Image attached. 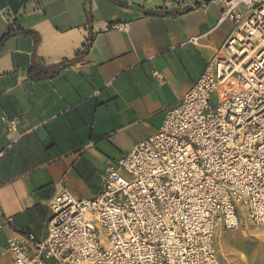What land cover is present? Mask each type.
Listing matches in <instances>:
<instances>
[{
    "label": "crops",
    "instance_id": "0c3cea01",
    "mask_svg": "<svg viewBox=\"0 0 264 264\" xmlns=\"http://www.w3.org/2000/svg\"><path fill=\"white\" fill-rule=\"evenodd\" d=\"M220 0H0V215L45 235L49 198H77L159 129L233 29ZM62 64L48 77L30 75ZM158 74V75H157ZM17 117L13 129L6 121ZM9 256L2 258L8 264Z\"/></svg>",
    "mask_w": 264,
    "mask_h": 264
},
{
    "label": "built area",
    "instance_id": "2783aa9c",
    "mask_svg": "<svg viewBox=\"0 0 264 264\" xmlns=\"http://www.w3.org/2000/svg\"><path fill=\"white\" fill-rule=\"evenodd\" d=\"M220 2L233 29L159 129L105 168L95 195L55 191L45 235L7 238L0 264H221L217 229L264 230V0Z\"/></svg>",
    "mask_w": 264,
    "mask_h": 264
},
{
    "label": "rangeland",
    "instance_id": "374dc122",
    "mask_svg": "<svg viewBox=\"0 0 264 264\" xmlns=\"http://www.w3.org/2000/svg\"><path fill=\"white\" fill-rule=\"evenodd\" d=\"M211 103L215 104L214 95ZM214 246L221 264H264V230L245 218L236 229H217Z\"/></svg>",
    "mask_w": 264,
    "mask_h": 264
},
{
    "label": "trees",
    "instance_id": "16d2710c",
    "mask_svg": "<svg viewBox=\"0 0 264 264\" xmlns=\"http://www.w3.org/2000/svg\"><path fill=\"white\" fill-rule=\"evenodd\" d=\"M9 35H10V33H7L6 35H4L1 38L0 42H3ZM61 66H62V64H59L57 66H54V67H51L48 69L44 68V69L40 70V73H36L35 69L32 67L29 72H30V75L32 78L41 79V78H45V77H48V76L56 73Z\"/></svg>",
    "mask_w": 264,
    "mask_h": 264
}]
</instances>
